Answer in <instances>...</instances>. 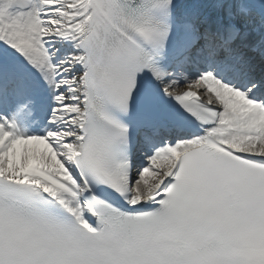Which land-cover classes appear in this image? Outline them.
<instances>
[{"label": "snow or ice", "instance_id": "obj_1", "mask_svg": "<svg viewBox=\"0 0 264 264\" xmlns=\"http://www.w3.org/2000/svg\"><path fill=\"white\" fill-rule=\"evenodd\" d=\"M0 264H264V0H0Z\"/></svg>", "mask_w": 264, "mask_h": 264}]
</instances>
